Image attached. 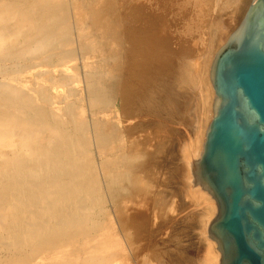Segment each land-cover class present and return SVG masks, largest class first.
I'll return each mask as SVG.
<instances>
[{"label": "rangeland", "instance_id": "1", "mask_svg": "<svg viewBox=\"0 0 264 264\" xmlns=\"http://www.w3.org/2000/svg\"><path fill=\"white\" fill-rule=\"evenodd\" d=\"M52 1L0 2L8 5L0 11L8 21L0 26V34L7 37L6 49L17 43V32L22 33L21 42L25 46L29 44L26 39L36 42L34 36L39 25L54 16L57 20L53 21L52 36L62 34L58 50L46 64L35 58L7 61V71L18 74V81L5 79L10 80L12 87L15 83L23 98L32 95L44 111H53L52 104L56 103L68 125L73 118L85 121L91 130L85 159L90 164L87 162L85 175L92 187H99H94L91 193L94 195L89 209L91 216L85 225H74L65 237L49 236L32 247L9 249L0 245V264L204 263L206 244L202 243L205 238L201 237L205 233L202 224L210 201L193 196V186L181 168L188 170L190 145L199 130L198 120L204 119L201 111L204 85L197 88L178 81L176 90L166 87L175 81L176 68L183 60L196 63L199 74L206 71L211 55L216 56L227 43L254 0H242L238 10L231 11L230 0H206L204 5L200 4L205 9L207 6L206 11L189 5L181 14L178 12L185 0ZM202 9L207 14L197 17ZM193 10L198 20L201 17L204 20L196 21ZM178 15L183 19L179 20ZM194 22L200 25V30L203 27L210 30L200 31ZM177 24L185 25L180 29ZM188 27H192L190 33ZM183 30L188 33L183 34ZM182 34H186V39ZM48 63L55 67L45 68ZM31 68H41V72L32 73ZM5 79L1 76L0 83ZM54 82L65 83V87L58 86L59 83L55 87ZM79 114L85 119L78 118ZM103 127L107 132L105 146L101 133L98 134ZM73 168L71 164V169L65 171L66 181L73 176ZM14 195L11 190L3 194L1 214L6 215ZM8 221L5 218L0 222Z\"/></svg>", "mask_w": 264, "mask_h": 264}, {"label": "bare ground", "instance_id": "2", "mask_svg": "<svg viewBox=\"0 0 264 264\" xmlns=\"http://www.w3.org/2000/svg\"><path fill=\"white\" fill-rule=\"evenodd\" d=\"M4 1L9 2L10 0H0V2H4ZM34 1L39 3V1L43 2L45 0H34ZM176 1L174 2L178 3ZM205 1L206 0L204 1L185 0L184 3L181 2V4L182 3L183 4L181 5V8H180L181 11L179 10L178 13L181 14L180 12H182L184 8H186V6L190 7L189 5H192V6L196 5L198 6V8H203L202 6H200V4H202L201 2H203V5H204ZM241 2L242 0H230V3H229L230 11L233 9L238 10L240 5H242ZM3 4H7V3H2L0 5V11L2 10L3 7L8 6V5H3ZM205 5H207V2ZM49 7H51V4ZM177 7L179 6L177 5ZM177 7L175 8V10L179 9ZM203 9H205V6ZM203 9L201 10L202 11L201 13L197 12L198 14L200 13L198 16L195 15L194 13L195 9L193 10L192 13H194L193 16L195 19L199 17L200 15L203 16L202 15V13H204ZM206 9H207V6H206ZM234 12L235 11H233V13ZM186 14L183 15V18H185ZM206 14L204 13V15ZM189 15H190V11H189ZM178 16L180 17V15ZM193 16H192V19H194ZM50 17L51 18L53 17L52 14L50 15ZM203 17L201 18L203 19ZM183 18L180 17L179 20L180 19L182 20ZM190 18L191 17L187 19L190 21ZM201 18H199V20L197 18L196 21L199 22ZM195 19L193 21H195ZM54 20H57V17L54 16L52 20L48 19L44 21L43 25H39V30L37 31L36 36H34L38 40L34 42L29 39H26L25 41H28L29 43L27 44V46H25L24 43L21 42L22 33L17 32L15 35L17 43H15L9 49L8 48L6 49L4 47L6 36H4L2 33L0 34V77L2 76L3 79L11 78L15 82L18 81V78H17L18 74L10 73L7 71V68H8L7 61L8 62L18 61V60L22 61L27 58H30V59L35 58V59L42 60L46 64L48 61V58L50 56L52 57L53 55H55V52L58 50L57 44H59L62 34L58 36H52L54 34L52 33V30H53L52 28L54 27V23H53ZM188 20H187V23H188ZM2 22L7 23L8 21H7V17H5L4 15L0 13V26ZM190 24H192V22H190ZM195 24L196 23L194 22V26H197ZM203 24L205 25V23ZM213 24L215 23L213 22ZM182 25H185V24H182ZM182 25H179L180 29ZM221 26H218V28H220ZM186 27H183V28H186ZM192 27L187 28V31L189 33ZM198 28L200 30V27ZM193 29L198 30V29H195L194 27ZM202 29L201 30L205 32L204 27ZM82 30L83 29H81V31ZM187 31L183 30L182 32L184 34V32L188 33ZM224 31H220L221 34H223ZM182 32L179 31V33H182ZM192 32L194 33V31ZM192 32L191 34H193ZM179 33L177 32V34ZM199 33H202V32H199ZM217 33L219 32L217 31ZM90 34L91 33H89V35ZM183 34H182V37H185L186 34L185 36H183ZM189 35H188L189 38H193L191 37L192 35L191 36ZM197 35H200V34H197ZM31 37L32 36H30V38ZM8 38H10V36ZM218 41H221V40L218 39ZM177 43L178 41L176 42V44ZM20 45H22V47H20ZM211 46L212 45H210V49H211ZM207 51H210V50H207ZM211 54L212 53H210V55ZM207 55H206V58H207ZM211 56H212V59L208 63L206 61L207 63L206 68L208 69L206 71H203V73L201 74H199L198 71L196 72V63L194 65L190 62H187L186 60L181 61L180 67H177L175 71V76H176L175 81L172 80L173 83H170L169 86L166 87L167 90L173 91L175 89L176 82L178 81H183L185 83H188V85H190L191 87L196 86L197 88H199L201 85H204L203 90H202L204 109L201 110L202 114L204 115V119L198 120L199 130L197 132V136L194 140V143L190 145L192 150H190L189 152L190 157L187 158L188 170H186V167H181V168H184L185 170L184 174L187 175V178H188L187 180H189L191 185L193 186V189H192L194 193L193 196H195L198 200L203 199V201L204 200L210 201V207H209L210 209L207 210L205 208L207 212L205 213V218H204L205 221L203 220L204 222L202 224L203 225L202 227H205L204 228L205 233L201 237L205 236L204 238L205 240L203 239L202 243L206 244L205 246L206 252L204 255V263L201 262V264H221V260H222V255L219 250L218 242L214 238H212V236L210 235V228L213 225V223L217 220L218 215H219L218 207L215 201L210 196V194L206 192L203 188L195 184V181H196L195 179L196 166L195 165L203 153L207 134L210 128V124L215 116L214 104H215L216 97H215L214 87L211 81V66H212V62L214 61L215 56L213 55ZM207 60H209V57L207 58ZM208 64H209V67H208ZM14 67H18V66L16 65ZM53 67H55L53 66V64L48 63L47 67L45 68L53 69ZM31 72L32 73L35 72L38 74L41 72V68L33 69ZM5 81H7L6 84H5ZM10 83H11L10 80H6V79L4 81H1L0 83V200H2L3 194L8 193L9 190H11L12 194H15V195L13 196L12 206H9L8 209L6 207L7 209L6 215H4L3 213L2 214L0 213V221L2 219L4 220L5 218L9 220L6 224L4 222H0V245L6 246L8 248L10 246L11 247L17 246L20 248H24V247H32L41 239H46L49 236H56L58 234L61 238H63L66 236L67 230H69L72 226L85 225V223L90 219V216H91L89 209L91 207L92 200L94 198V195L92 197L91 193L93 192L94 187L96 188L99 186L92 187V185L87 181L86 177L88 176L85 175L88 172L87 162L88 164H90V162L85 159L88 156L86 152L88 150V145L90 142V140H88L89 139L88 133L91 131V130L89 131V127L85 123V121H80V120L77 121L72 117L73 118V120L71 121L72 124H69L72 127H69L68 122L65 121L64 116H62L63 112H62V115H60V112H59L60 108L56 105V103L52 104V106H54L53 111L51 110L44 111L43 109H40L38 107L39 105L37 106V103H35V100L33 99L32 95L27 94V97L23 98L22 97L23 94L21 93L20 89H17L15 87L14 85L15 83L13 84V87H12V84ZM58 83L59 82H54L55 87H57ZM59 84L60 85L58 86L60 87L62 86V88L65 87V83H59ZM113 86H115V84ZM22 99L25 101H22ZM68 114H70V112ZM81 117H82L81 115L80 117L78 116V118L83 119ZM98 131H100L98 134L101 133L100 135L102 136V139H103L102 144L103 146H105L106 145L105 142L107 140V134H106L107 132L105 133L104 127L99 129ZM8 154H10V156H7ZM70 163L73 164L74 166L73 168L74 173H73V176L69 177L70 180L66 181L65 177L67 174L65 173V171L71 169ZM113 183H116V178L113 179ZM63 209L66 211L65 213L62 212ZM203 211L205 212V210Z\"/></svg>", "mask_w": 264, "mask_h": 264}, {"label": "water", "instance_id": "3", "mask_svg": "<svg viewBox=\"0 0 264 264\" xmlns=\"http://www.w3.org/2000/svg\"><path fill=\"white\" fill-rule=\"evenodd\" d=\"M215 116L195 184L218 218L221 264H264V0H254L211 66Z\"/></svg>", "mask_w": 264, "mask_h": 264}]
</instances>
